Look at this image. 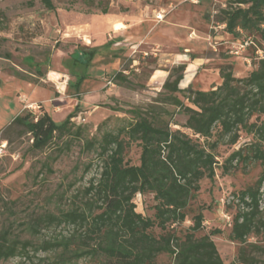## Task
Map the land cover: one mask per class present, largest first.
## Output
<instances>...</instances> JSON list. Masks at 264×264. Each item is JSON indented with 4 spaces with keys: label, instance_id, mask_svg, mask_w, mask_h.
<instances>
[{
    "label": "rangeland",
    "instance_id": "1",
    "mask_svg": "<svg viewBox=\"0 0 264 264\" xmlns=\"http://www.w3.org/2000/svg\"><path fill=\"white\" fill-rule=\"evenodd\" d=\"M231 1L111 0L109 12L102 14L83 12L82 5H70V0H53L55 10H46L40 0H0V139H6L0 152V236L19 247L24 243L28 251L27 255L0 258V264H64L59 260L60 246H45L73 235V223L60 222L65 213L75 207L87 211L85 189L99 176L102 161L97 146L87 147L85 138L99 140L105 132L125 124L132 117L131 110H146L148 104L156 103L172 66L185 63L180 86L200 90L221 82L218 67L222 63H231L238 77L255 67L259 58L256 50L264 51V37L244 31L232 36L218 21L219 10ZM162 9L165 16L157 20L155 14ZM104 38L113 42L99 45L92 63L93 76L81 83L76 98L75 90L67 85L72 77L64 62L76 44L94 46ZM29 56L42 64V76L27 63ZM13 69L25 78L12 75ZM120 70L125 79L117 81L113 74ZM76 104L78 111L71 122L82 128L84 138L80 141L70 134H56L46 146L34 149L29 133L7 127L15 115L27 111L40 114L43 109L60 122ZM162 106L167 110L164 118H171L170 127L183 129L185 115L176 112L170 116L173 107ZM251 141L250 134L240 131L234 145L220 143L216 148L219 164ZM139 154V145L132 143L125 160L137 164ZM232 165L228 173L217 166L213 180L201 179L191 203L192 210L199 205L206 207L203 229L197 236L220 230L211 238L224 264L235 258L238 247L228 239L232 217L238 210L231 195L254 183L264 161ZM133 201L137 212L152 214L150 194H137ZM191 214L173 227L178 235L191 224ZM158 231L154 228L155 233ZM248 241L261 246L255 264H264V230ZM169 261L166 253L157 257L159 263ZM75 264L96 263L82 257Z\"/></svg>",
    "mask_w": 264,
    "mask_h": 264
},
{
    "label": "trees",
    "instance_id": "2",
    "mask_svg": "<svg viewBox=\"0 0 264 264\" xmlns=\"http://www.w3.org/2000/svg\"><path fill=\"white\" fill-rule=\"evenodd\" d=\"M70 1V5H82L86 13L106 14L111 5V0ZM40 3L46 10L56 8L53 0ZM218 21L232 36L244 31L264 37V0H233L219 10ZM112 42L108 40L102 46ZM252 45L257 47L253 41ZM100 47L76 44L64 62L72 77L67 85L75 90L76 98L81 83L93 76L92 63ZM45 61L48 64L50 59ZM27 63L43 75L41 63L31 56ZM185 68V63L172 66L157 102L148 104L146 110H131L132 117L116 131L105 132L99 140L85 138L87 147L96 145L99 149L101 170L85 189L89 196L87 211L75 207L60 220L73 223V235L46 243L45 249L61 247L62 263L75 264L77 259L87 257L96 264H224L211 238L220 230L211 229L197 236L203 229L206 207L199 205L192 210L191 203L200 189V180H213L217 166L228 173L237 161H264V56L255 59V67L241 77L234 75L231 63L220 64L221 82L208 90L182 88ZM12 75L25 78L15 69ZM113 76L117 81L125 79L121 70ZM163 103L173 107L170 116L176 112L185 115L183 129L170 127L171 118L162 115L167 111ZM77 111L78 104L60 122L44 109L40 114L27 111L15 115L7 127L29 133L34 149L46 146L56 134H70L80 141L84 138L82 128L71 122ZM240 131L250 134L252 141L233 150L219 164L216 148L220 143L234 145ZM132 143L140 147L137 164L125 160L126 149ZM263 185L264 168L254 183L231 195L238 210L232 217L228 239L237 242L238 247L229 264H255L263 250L248 241V237L264 230ZM137 194L151 195V215L135 210L133 198ZM191 212V224L178 235L173 227ZM154 228L159 231L155 233ZM71 243L76 246L71 248ZM27 253L24 243L19 247L0 236V258ZM161 253L168 254L170 261L157 262Z\"/></svg>",
    "mask_w": 264,
    "mask_h": 264
},
{
    "label": "built area",
    "instance_id": "3",
    "mask_svg": "<svg viewBox=\"0 0 264 264\" xmlns=\"http://www.w3.org/2000/svg\"><path fill=\"white\" fill-rule=\"evenodd\" d=\"M191 2L193 3H196L198 0H190ZM165 11L162 9L160 10L159 12H157L155 14V17L157 20H162L163 17L165 16ZM248 40H245L244 41V44H248ZM256 53H258L259 57H263L264 56V51H261V50H256ZM108 82L110 83V80H108ZM5 145H6V142L5 140H1L0 139V152H3L4 148H5Z\"/></svg>",
    "mask_w": 264,
    "mask_h": 264
},
{
    "label": "crops",
    "instance_id": "4",
    "mask_svg": "<svg viewBox=\"0 0 264 264\" xmlns=\"http://www.w3.org/2000/svg\"><path fill=\"white\" fill-rule=\"evenodd\" d=\"M77 41H79V40H77ZM107 41V39L106 38H104L102 41H100V42H97V43H93L92 45H94V46H99V45H102V44H104L105 42Z\"/></svg>",
    "mask_w": 264,
    "mask_h": 264
}]
</instances>
